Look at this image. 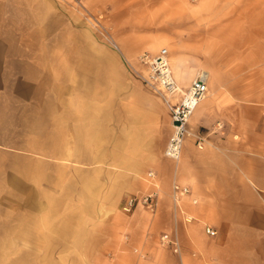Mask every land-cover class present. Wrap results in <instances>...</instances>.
<instances>
[{
  "label": "crops",
  "instance_id": "crops-1",
  "mask_svg": "<svg viewBox=\"0 0 264 264\" xmlns=\"http://www.w3.org/2000/svg\"><path fill=\"white\" fill-rule=\"evenodd\" d=\"M68 1L0 0L1 232L10 213V239L65 245L43 255L264 264V0L166 11L176 39L161 48L173 74L181 59L178 84L208 74L177 162L164 156L172 128L161 98L88 56ZM173 182L190 190L179 210ZM154 192V204L122 212L127 197ZM163 234L177 238L178 253L160 244Z\"/></svg>",
  "mask_w": 264,
  "mask_h": 264
},
{
  "label": "rangeland",
  "instance_id": "rangeland-1",
  "mask_svg": "<svg viewBox=\"0 0 264 264\" xmlns=\"http://www.w3.org/2000/svg\"><path fill=\"white\" fill-rule=\"evenodd\" d=\"M199 2L200 0H69L67 6L76 16L77 27L87 34L88 56H102L104 72L129 73L142 84L135 73V70H142L138 64V56L144 52L154 54L161 47H166V41L174 43L176 39V16L166 17V11L180 12L181 7L191 10ZM161 41L164 43H160L156 50L151 49L152 44ZM188 55L191 56L190 46ZM175 63L180 64L181 59H176ZM88 71L95 72L99 69L89 64ZM7 179L10 183L11 178ZM103 179L107 183L109 178L104 176ZM0 181L3 182V178ZM11 222H14V218L8 213L4 231L1 232L0 219V264H85L87 259L91 264H111L114 259L112 255H108V251H105V256L97 258L43 255L63 249L65 245L57 241L50 244L37 238L10 239L15 236V225ZM160 238L161 236V244ZM48 249L54 250L47 251Z\"/></svg>",
  "mask_w": 264,
  "mask_h": 264
},
{
  "label": "built area",
  "instance_id": "built-area-1",
  "mask_svg": "<svg viewBox=\"0 0 264 264\" xmlns=\"http://www.w3.org/2000/svg\"><path fill=\"white\" fill-rule=\"evenodd\" d=\"M118 50V47L115 46ZM142 70H135L136 76L150 91L157 94L167 109L171 117V135L164 149V156L174 162L179 161L185 139L192 135L189 129L191 115L206 97L208 93V74L203 70L196 72L193 80L187 88L182 89L176 81L168 59L166 48L159 49L154 54L142 53L137 58ZM203 140H197V146L201 147ZM153 174H148L151 177ZM190 194L186 186H181L177 182L172 184V202L174 210H179L181 200ZM157 199V193L148 195H132L126 198L121 210L124 213H131L137 204L150 206ZM196 203L195 200L192 201ZM193 220L190 216H184V222ZM208 234L215 235V232L208 229ZM161 244L179 252L180 246L176 237L163 234L160 238Z\"/></svg>",
  "mask_w": 264,
  "mask_h": 264
},
{
  "label": "bare ground",
  "instance_id": "bare-ground-1",
  "mask_svg": "<svg viewBox=\"0 0 264 264\" xmlns=\"http://www.w3.org/2000/svg\"><path fill=\"white\" fill-rule=\"evenodd\" d=\"M180 66H181V63L179 64V63H174V65H173V68H174V74H175V76L176 75H178L179 74V72H180ZM196 110V109H195ZM195 112V111H194ZM193 112V113H194ZM193 115V114H192ZM192 115H191V117H192Z\"/></svg>",
  "mask_w": 264,
  "mask_h": 264
}]
</instances>
